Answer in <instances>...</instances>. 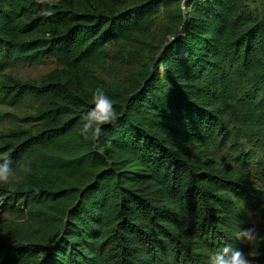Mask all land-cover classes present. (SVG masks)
<instances>
[{
    "label": "trees",
    "instance_id": "obj_1",
    "mask_svg": "<svg viewBox=\"0 0 264 264\" xmlns=\"http://www.w3.org/2000/svg\"><path fill=\"white\" fill-rule=\"evenodd\" d=\"M115 1L56 0L42 17L46 2L0 0V106L42 101L33 128L0 132L15 169L0 211L37 225L0 242V264H209L225 246L264 257V147L253 177L213 160L241 138L239 118L264 137V13L246 0ZM163 9L180 35L128 95L109 89L94 73L107 48L148 38ZM46 59L58 68L39 84L7 74ZM96 88L117 116L84 139ZM247 211L262 223L250 246L235 235Z\"/></svg>",
    "mask_w": 264,
    "mask_h": 264
},
{
    "label": "rangeland",
    "instance_id": "obj_2",
    "mask_svg": "<svg viewBox=\"0 0 264 264\" xmlns=\"http://www.w3.org/2000/svg\"><path fill=\"white\" fill-rule=\"evenodd\" d=\"M146 1L148 0H116L114 8L124 10ZM184 1L182 0V4ZM246 4L252 11L264 13L263 0H246ZM177 19L178 14L175 11L167 12L163 9L158 14L155 28L148 38L110 45L106 51L104 67L94 72L96 77L109 89L124 96L128 95L127 92L139 80L140 74L158 64L163 50L180 35V28L176 26ZM57 68L53 59H46L31 66H13L8 69L7 74L24 83L39 84L46 75ZM41 105V100L28 97L12 108L0 106V132L8 133L16 129L33 128L34 125L27 120L40 110ZM258 121L257 118L252 120L239 118L235 123V129L241 138L234 137L229 149L217 150L213 155L214 163L224 165L232 171H240L242 176L253 177L264 147L262 124ZM244 217L249 227L254 229V240H257L262 223L249 211ZM36 231L37 225L32 220L0 211V242L10 243ZM253 241L244 242L250 246ZM246 254L253 264H264V257L254 254L253 251H247Z\"/></svg>",
    "mask_w": 264,
    "mask_h": 264
},
{
    "label": "clouds",
    "instance_id": "obj_3",
    "mask_svg": "<svg viewBox=\"0 0 264 264\" xmlns=\"http://www.w3.org/2000/svg\"><path fill=\"white\" fill-rule=\"evenodd\" d=\"M41 4L47 3V7H40L37 15L50 17L54 15V5L56 0H39ZM91 107L84 112L81 119V135L87 139L89 135L99 138L102 132V126L113 123L116 120L117 113L113 106L112 99L101 88H96L91 96ZM27 167V165H21ZM15 177V169L10 160L0 158V184H10ZM243 207V201H241ZM236 238L246 242L255 239L253 228L241 229L236 234ZM209 264H253L249 255L240 249H233L225 246L220 251H215L208 256Z\"/></svg>",
    "mask_w": 264,
    "mask_h": 264
}]
</instances>
